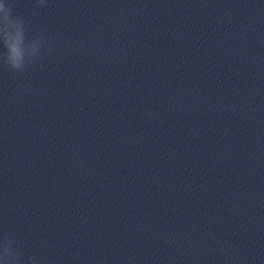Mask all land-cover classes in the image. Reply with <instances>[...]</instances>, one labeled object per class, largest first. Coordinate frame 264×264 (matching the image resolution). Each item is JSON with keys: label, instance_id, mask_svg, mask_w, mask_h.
Here are the masks:
<instances>
[{"label": "clouds", "instance_id": "obj_1", "mask_svg": "<svg viewBox=\"0 0 264 264\" xmlns=\"http://www.w3.org/2000/svg\"><path fill=\"white\" fill-rule=\"evenodd\" d=\"M48 0H35L38 8L47 7ZM23 17L14 13L11 0H0V66L13 73H23L34 66L45 54L46 39L43 33L28 36ZM11 235L0 241V264H22L21 253L13 245ZM30 264H41L37 256L29 258Z\"/></svg>", "mask_w": 264, "mask_h": 264}]
</instances>
